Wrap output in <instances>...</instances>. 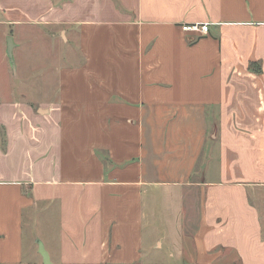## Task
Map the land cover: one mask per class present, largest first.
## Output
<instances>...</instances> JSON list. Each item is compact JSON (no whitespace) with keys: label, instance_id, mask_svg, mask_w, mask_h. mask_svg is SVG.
Listing matches in <instances>:
<instances>
[{"label":"crops","instance_id":"0c3cea01","mask_svg":"<svg viewBox=\"0 0 264 264\" xmlns=\"http://www.w3.org/2000/svg\"><path fill=\"white\" fill-rule=\"evenodd\" d=\"M59 1L0 0L82 56L52 107L0 102V264H264V0Z\"/></svg>","mask_w":264,"mask_h":264},{"label":"rangeland","instance_id":"374dc122","mask_svg":"<svg viewBox=\"0 0 264 264\" xmlns=\"http://www.w3.org/2000/svg\"><path fill=\"white\" fill-rule=\"evenodd\" d=\"M5 1L22 2V0ZM66 2L67 0H60L55 3L60 9L59 13H64L62 7ZM112 2L116 10L124 13L126 9L120 0H112ZM25 4L30 7L31 0H27ZM45 24L33 22L29 25L17 26L12 30L10 27L0 26V102L22 101V105L29 106L36 113L38 109L44 110V108L52 107L59 101L61 71L73 66L76 61L81 62L82 56L78 54L80 49L78 31L69 27L65 22L52 21V25ZM9 36L14 38L18 46L14 52L16 74L12 71L6 53ZM197 179L199 176L196 177ZM51 216V212L39 216L37 218L39 225L34 229L28 224L29 242H32L33 234L36 232L48 241L47 225L51 227ZM48 248L53 251L49 242ZM148 257L152 262L170 263L165 252L152 253Z\"/></svg>","mask_w":264,"mask_h":264},{"label":"water","instance_id":"95a60500","mask_svg":"<svg viewBox=\"0 0 264 264\" xmlns=\"http://www.w3.org/2000/svg\"><path fill=\"white\" fill-rule=\"evenodd\" d=\"M7 41V57L9 59V63L11 65L12 71L14 74H16L17 71V66H16V61H15V57H14V49L17 47L14 38L12 36H9ZM41 112H43L41 110ZM38 250H39V254L41 255L42 259H43V263L44 264H51L50 262V256L48 254V252L46 251L44 244L39 241L38 243Z\"/></svg>","mask_w":264,"mask_h":264},{"label":"built area","instance_id":"2783aa9c","mask_svg":"<svg viewBox=\"0 0 264 264\" xmlns=\"http://www.w3.org/2000/svg\"><path fill=\"white\" fill-rule=\"evenodd\" d=\"M211 25L208 23L204 24H194V25H184L183 30L187 33H199L203 36H206L210 32Z\"/></svg>","mask_w":264,"mask_h":264},{"label":"trees","instance_id":"16d2710c","mask_svg":"<svg viewBox=\"0 0 264 264\" xmlns=\"http://www.w3.org/2000/svg\"><path fill=\"white\" fill-rule=\"evenodd\" d=\"M254 71H255L257 74H259V72H260L259 70H254Z\"/></svg>","mask_w":264,"mask_h":264}]
</instances>
